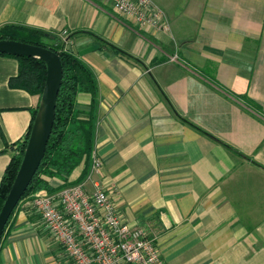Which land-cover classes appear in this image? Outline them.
<instances>
[{"label": "crops", "instance_id": "crops-1", "mask_svg": "<svg viewBox=\"0 0 264 264\" xmlns=\"http://www.w3.org/2000/svg\"><path fill=\"white\" fill-rule=\"evenodd\" d=\"M152 1L170 32L102 0H0V27L67 32L97 85L101 167L79 184L106 190L165 264H264V0ZM17 72L0 56V180L39 103L9 85ZM76 109L88 117L90 94ZM46 181L50 194L64 185ZM0 264H71L28 198L5 226Z\"/></svg>", "mask_w": 264, "mask_h": 264}, {"label": "built area", "instance_id": "built-area-1", "mask_svg": "<svg viewBox=\"0 0 264 264\" xmlns=\"http://www.w3.org/2000/svg\"><path fill=\"white\" fill-rule=\"evenodd\" d=\"M102 1L138 26L170 32L167 15L152 0ZM67 35L60 34L64 44ZM91 166L99 171L100 160L93 157ZM30 206L71 264H165L155 241L131 228L108 192L98 186L91 192L83 184L64 187L56 194L39 190Z\"/></svg>", "mask_w": 264, "mask_h": 264}, {"label": "trees", "instance_id": "trees-1", "mask_svg": "<svg viewBox=\"0 0 264 264\" xmlns=\"http://www.w3.org/2000/svg\"><path fill=\"white\" fill-rule=\"evenodd\" d=\"M0 40L19 41L49 49L59 55L62 65V80L56 100L54 123L45 154L36 174L19 201L20 203L28 198L31 202L32 196L37 191L51 192L46 181L47 177L62 179L64 188L79 184L88 175L94 150V107L97 85L90 69L65 49L59 35L22 26L5 25L0 27ZM0 56L8 55L0 54ZM12 57L18 61V72L10 79L9 85L40 98L46 77L44 62L30 57ZM79 93H88L91 96V110L86 119H81L76 109V97ZM36 110L37 107L32 110L28 130L23 140L15 144L14 154L1 177L0 210L19 169ZM79 167H82V170L77 180L74 184L67 183L66 179Z\"/></svg>", "mask_w": 264, "mask_h": 264}, {"label": "water", "instance_id": "water-1", "mask_svg": "<svg viewBox=\"0 0 264 264\" xmlns=\"http://www.w3.org/2000/svg\"><path fill=\"white\" fill-rule=\"evenodd\" d=\"M0 54L36 58L44 62L46 77L23 157L0 210V239L6 224L26 192L44 157L55 117L62 65L58 54L49 49L13 40H0Z\"/></svg>", "mask_w": 264, "mask_h": 264}]
</instances>
